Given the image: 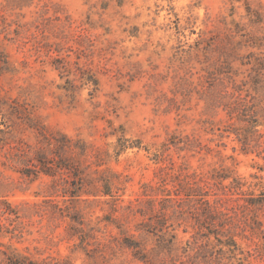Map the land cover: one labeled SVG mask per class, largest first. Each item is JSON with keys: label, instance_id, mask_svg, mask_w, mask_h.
Here are the masks:
<instances>
[{"label": "rangeland", "instance_id": "1", "mask_svg": "<svg viewBox=\"0 0 264 264\" xmlns=\"http://www.w3.org/2000/svg\"><path fill=\"white\" fill-rule=\"evenodd\" d=\"M3 57L0 122L12 125L9 141L40 145L2 103L16 99L50 130L85 142L87 177L105 169L114 183L112 195L72 200L52 193V178L23 177L0 157V264L12 251L52 264H225L214 238L207 245L193 227L196 209L172 207L156 187L163 175L171 188L179 168L208 174L222 165L242 178L243 192L264 191V159L242 153L224 131L236 121L226 104L264 103V70L259 86L251 81L256 57L264 63V0H0ZM150 198L157 215L167 212L155 233L141 226ZM68 212L83 218V235H70ZM237 240L251 251L263 242Z\"/></svg>", "mask_w": 264, "mask_h": 264}, {"label": "trees", "instance_id": "2", "mask_svg": "<svg viewBox=\"0 0 264 264\" xmlns=\"http://www.w3.org/2000/svg\"><path fill=\"white\" fill-rule=\"evenodd\" d=\"M249 7V6H248ZM249 41V40H248ZM251 41V40H250ZM255 46V44H253ZM249 58L254 53L249 52ZM0 62L6 66L8 61L5 57L0 58ZM249 63V62H247ZM252 69L257 73L252 78V86L256 88L260 84L261 71L264 70V63L256 57V66ZM97 84L96 79L93 80ZM245 85V83H244ZM8 105L9 114L25 122L27 126L36 132L40 145L32 148L24 144H12L9 141L12 134V125L7 122H0V157L4 160V165H9L23 177L32 180L40 176L52 178V193L63 197H80L82 193L94 195H112L111 185L114 183L111 178L104 175V171L96 169L98 174L95 178L87 177L86 168L90 167L79 159L80 155H87L85 142L73 140L67 134L60 131H52L48 126L38 120L33 115L34 111L24 103L12 100ZM264 103L262 99L251 96L243 101H235L226 107L229 108L230 119L235 118L225 132L233 133L240 143L242 153H255L264 159V133L260 127H264ZM263 111V113H262ZM3 116V115H2ZM5 125V127H2ZM116 133V131L114 132ZM123 137H118L122 148L126 145L122 142ZM236 150V149H234ZM97 157L96 166L101 165L100 158ZM85 165V166H84ZM172 187L168 188L170 182L166 176H160V183L156 190L163 193L171 206H181L185 202L196 209L193 217V227L197 228V233L205 238L207 245H211V237L216 243L212 246L221 259L226 258L225 264H251L249 257H255L264 261V191L259 193L242 191L244 182L241 177L232 175V170L227 167H214L210 173L201 174L197 171L189 172L179 168L170 175ZM100 182L101 186L95 184ZM93 183L94 192L87 186ZM171 183V182H170ZM152 188L153 185L146 183L144 188ZM154 190V187H153ZM145 194L151 195L144 189ZM6 203L4 212L13 213L18 217V212L10 203ZM149 221L141 223L142 229L155 233L156 227L163 228L166 224L167 212L160 211L156 214L155 199L150 198ZM164 209V208H163ZM61 211V209H60ZM147 210H138L141 215L148 214ZM179 211V210H178ZM62 213V211H61ZM67 215L75 224H70V235H83V218L78 214L68 212ZM156 216H159L156 219ZM152 228V230H149ZM158 229V228H157ZM122 233L125 230H121ZM257 236L263 242L257 244L253 251L245 250L238 242L237 238H250ZM126 244L133 247L136 253L140 252L137 242L127 238ZM140 258L145 259L146 256ZM247 261V262H246ZM4 264H52L40 263L32 260L29 256L12 251L7 256ZM53 264H71L68 260L54 262Z\"/></svg>", "mask_w": 264, "mask_h": 264}]
</instances>
